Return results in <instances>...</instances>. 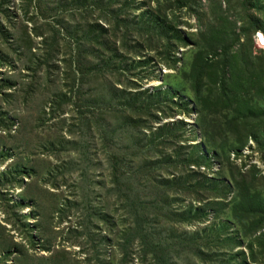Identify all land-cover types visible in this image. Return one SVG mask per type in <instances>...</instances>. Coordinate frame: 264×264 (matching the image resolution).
<instances>
[{"label": "rangeland", "instance_id": "374dc122", "mask_svg": "<svg viewBox=\"0 0 264 264\" xmlns=\"http://www.w3.org/2000/svg\"><path fill=\"white\" fill-rule=\"evenodd\" d=\"M70 1L46 0L42 11H39L35 0H0V11L8 14L7 17L0 15V22L10 35L9 42L0 36L4 57L0 58V115L7 116L13 125L9 136L0 132V159L1 156L5 159L0 161V264H143L142 225H135V220L126 214L125 202L117 201L118 190L134 198L137 194V198L142 196V202L148 203L143 213L150 212L157 217L155 226H163L177 236H189L191 243L185 253L197 249L205 251L206 245L217 246L219 252L225 253L230 248L224 246L231 244L223 242L226 238L240 242L232 253H248L246 247L252 242L250 238L242 239L240 230L234 224L229 229L223 226L228 211L219 213L216 219L214 208H207L205 214L200 209L209 202L206 198L201 200L204 191L196 193L170 188V182L183 169L172 166L167 159L180 151L182 155L192 157L193 148L198 146L201 151L198 156L203 159L199 162L197 158L189 166L197 182L208 185L215 178L230 188L241 181L248 185L252 180V171H255L257 192L264 188V143L249 138L243 148L230 152L229 162L225 161L221 150L224 144L238 141L246 134L245 128L237 130L227 126L223 134L214 128V122L219 124L226 118V115L220 116L221 108L216 115L209 113L198 122L192 105L196 97L194 90H198L197 96L201 94L207 99L212 95L207 90L212 91L213 86L208 80L201 89H195L190 84L199 58L206 55V60H211L210 79L214 78L218 60L213 56L229 47L231 35H238L241 25L246 24L244 21L236 23L235 28L231 27L230 22H235L234 15L240 19L255 17L264 30V14L261 15L264 13V0L256 2L259 3V10L253 7L252 0L251 6L248 0H171L169 4L162 1L160 6L156 0H101L108 2L106 6L112 5L111 9H125L126 16L133 13L142 25V18L147 25L150 24V13L162 16L168 25L174 22L172 15L186 23L178 26L186 45L179 48L175 55L181 59L176 68H165L163 63L155 64V60L163 61L165 58L163 54L156 57L144 41L141 60L153 62L127 74L133 77L131 80L137 82L140 90L152 94L168 91L169 98L174 99L173 103L180 99V102L188 104V110L192 112L189 116H177L175 113L166 118L159 116L160 121L150 125L153 128L151 133L137 125V129H133L135 140L130 136L129 127L124 131L122 119H119L126 108L110 103L114 75L106 73L103 78L97 79L83 77L93 61L89 58L83 63L85 69L81 72L77 71L76 65L73 66L71 32L79 26L82 36H90L96 31L98 23L92 22L98 20L99 11L91 5L71 19V11L75 7L72 8ZM193 1L200 6L197 14H192L188 8ZM228 2H231L233 12L227 10ZM213 8L219 16L212 14ZM197 18L202 20L203 28L206 27L202 31L205 35L198 33L201 23L197 22ZM102 24L105 22L102 21ZM39 30L43 37L38 34L34 37L33 33ZM257 35L264 39L261 33L250 38L251 54L264 59V49L259 46ZM169 37L174 39L173 34ZM243 42L240 37V43ZM52 45L56 47L52 49ZM43 52L52 54L54 69L38 71L37 62L41 61ZM260 64L259 61L255 67L257 72L252 70V78L257 80L256 86H262L259 92L264 94V78L259 80L257 74ZM73 68L77 77L71 73ZM219 68L217 65L218 71ZM122 82V86L118 84V89L126 86L132 92L139 90V87L129 85L126 79ZM160 100L167 102L165 97ZM135 119L138 120L139 116ZM230 122L227 119V125ZM177 124H184V130L176 127L180 135L175 139L174 128L170 125ZM167 125L168 129L163 128ZM114 130L118 132L114 134ZM203 136L209 137L210 145L217 151H206ZM116 155L130 157L134 164V173L127 172L131 176L128 182L118 186L114 181L112 162ZM16 181L19 184L22 182L21 188L12 187ZM201 183L197 186L203 188ZM158 184L163 187L158 188ZM232 194L226 201L231 199ZM216 199L220 201V198ZM155 203L156 206H151L154 209L152 212L150 205ZM171 209L178 217H164ZM189 210L192 211L189 215L192 218L180 220L181 217L186 219L181 214ZM18 219L21 222L14 227L12 224ZM7 221L12 224H7ZM129 227L135 232L129 233ZM30 234L34 238L33 245L29 244ZM217 239L220 242H216ZM172 244L168 241L167 246L160 249L163 258L167 253L174 255ZM25 251H28L26 258L12 256L14 252L23 254ZM214 256L219 257L220 254L215 253ZM145 264H152V261Z\"/></svg>", "mask_w": 264, "mask_h": 264}, {"label": "trees", "instance_id": "16d2710c", "mask_svg": "<svg viewBox=\"0 0 264 264\" xmlns=\"http://www.w3.org/2000/svg\"><path fill=\"white\" fill-rule=\"evenodd\" d=\"M156 1H158V6H160L162 1L167 4L171 2V0ZM248 1L251 6V0ZM252 1L254 2L253 7L259 10V3H256L258 0ZM45 3L46 0H35V7L38 8L39 11H42V5ZM70 3L72 8L75 7V9L71 11V19H74L77 14L87 10L91 5L95 10L99 11L98 20H93L92 22L98 23L96 31L93 32L96 33L95 35L92 33L90 36H82L79 26L73 28L71 32L72 36H70V38L73 43L75 60L73 66L76 65L75 68H77V71L81 72V69H85L83 63L87 61L86 58H89L92 59L95 64L93 61L89 63V67L86 68V74L84 75L82 73L83 77H93L97 79L98 77L103 78L106 73H109L110 76L114 75L112 76L114 86L112 88L113 90L110 92V103H115L116 107L124 106L126 108L124 114L121 115L119 119H122V126L125 132L126 127H129L132 139H136V135L133 134V129H137V125L145 127V130L151 133L153 128L150 127V125L152 126L154 123L157 124V122L160 121L159 116L166 118L171 117L172 113H175L177 116H189L191 114L192 110H188L189 106L186 102H180V99H178L176 103H173L174 99L169 98L168 91H159L152 94L149 93V91L143 89L140 90L141 87L137 85V82L131 80L133 77H130L127 74L128 72L130 74L135 73L137 69L149 66L152 61L147 60L144 62L141 60V53L145 47L143 43L144 41L147 42L150 51L155 53L156 57L162 56L163 54L165 58L163 61H158V59L155 60V64L163 63L165 68H176L175 66L181 62V59H178L175 55H177L176 53L179 48L186 45V40L181 36L178 28L182 23L178 17L172 15V20L174 22L168 25L162 16H156L155 14L152 15L150 13V24L147 25L145 18H142V23L144 24L142 25L137 21L138 17L133 13L126 16L127 14L124 12L125 9H111L112 5H105L108 2L104 3V1L101 0H71ZM199 7L200 6L193 1V4L189 5L188 8L192 14H197V9ZM227 10L233 12V9H231V2H228ZM44 12L46 11L44 10ZM212 14L218 15L219 13L213 8ZM262 14L264 13H261V15ZM0 15L4 17L8 16V14L2 12V10L0 11ZM234 16L235 22H230L231 27L235 28L236 23L242 24L244 21H246V24L241 25L238 35H231V45L229 47L224 49L219 55L216 54L213 56V59L216 58V60H218L216 64V72L213 74L214 78L210 79L211 62L209 61L211 60H206L208 56L206 55L204 58H199L198 65L195 70H193V81L190 80V84L195 89H201L202 84L204 85L206 80L210 81V85L213 86L212 91L207 90V93L211 92L213 96L211 95L207 99L201 96V94L200 96H197L198 90H194L196 97L194 98L192 105L197 114L198 122L203 121L204 116H207L209 113H214L216 115L218 108H221L222 111L220 112V116L226 115V118L219 124L214 122L212 124L214 128L221 130L222 134L223 129L227 126L231 129L237 130L245 128L244 131L246 134H244V136L237 139L238 141H230L231 143L227 142V144H224L225 149H221L224 160L227 162H229L230 152L234 151L236 148H243L247 144L249 138H255L259 143H264V94L259 92L263 88L262 86H256L255 84L257 83V80L252 78L254 75L252 70L255 69V72H257L255 67H257L259 61L261 63V68L257 74L260 76L259 80L264 78V59L262 57L258 58L252 56L250 42V38L253 35L261 33L264 36V30L259 27L260 23L255 17L247 16L240 19L236 15ZM102 21L105 22V24H102ZM197 22L201 23L198 33L205 35L206 33H203L202 31H205L206 27L203 28L202 20L197 18ZM183 23L186 24L185 22ZM105 26H108L109 29H104ZM229 31L232 32V29ZM33 34L34 37L36 34L43 37L41 30L35 31ZM170 34H173L174 39L169 37ZM0 36L6 39V42H9L10 35L8 34V30L3 27L2 22H0ZM240 37L243 38V43H240ZM43 43H46V40L43 39ZM93 44L95 45L93 46ZM53 47H56V45H52V49ZM2 52L3 51L0 49V58L4 59ZM29 52L32 53L30 49ZM42 55L41 61L37 62L38 71L40 69L44 70L45 68L48 71L54 69L56 66L51 61L53 59L52 54L46 55L43 52ZM4 62H2V67L5 66ZM217 65L220 66V71H218ZM153 66L155 67V65ZM71 73L74 77H77L74 68ZM124 79H126V82L129 85L135 88L139 87V90L132 92L131 89H127L126 86H123L122 89H118V84L122 86V80ZM205 87L207 88V85H205ZM32 92L33 89L31 90V93ZM161 97H165L167 102L161 101ZM118 101H121V103ZM175 109L177 111L173 112ZM137 116H139L138 120L135 119ZM227 119L231 120L229 125H227ZM172 125H170V127L172 129L174 128L172 133L176 139L180 135V132H177L176 127H181L183 129L184 124H181V126L180 124H177L176 126ZM12 127L11 120H9L7 116L4 117L3 115H0V132L7 133L6 135L9 136ZM168 127V125L163 126V128L167 129ZM160 131H163V129ZM113 132L115 134L118 131L114 130ZM258 136L259 138H256ZM152 138H154L153 133ZM149 142L152 143L151 140ZM202 143L207 152L209 150H215V147L210 145L209 137L203 136ZM193 149L195 150L193 151L194 155L192 157H186L182 155V152L180 151L173 157L167 159L172 166L183 169L180 171L181 174L170 182V188L176 190L182 189L196 191V193L204 191V197H202L201 200L206 198L209 199V202L205 207L200 209L205 214L207 208H214L213 213L216 214V217L214 216L216 219L218 218L219 213H224V210L228 211L229 215L223 226L229 229L231 224H234L240 230V236L242 239L247 237L250 238V241L252 242L246 247L248 253L242 251L232 253L234 248L240 246V242L236 239L229 238L223 239L224 243H231L229 246H224L227 249L230 248L225 253L219 252L217 246L209 245L204 246L205 251L202 249L201 251H198L197 249L193 252L188 250L185 253L187 246L191 243L189 236L186 234L177 236L166 229H163V226H155L154 224L158 221L157 217H154L153 213L150 212V215L143 213L144 209L147 210L148 207L146 208L144 206H148V203L142 202V200H144L141 198L142 196L137 198L138 194L136 193L137 197L135 198H137V202H134V196L128 195L127 193L124 195L118 190L116 194L117 201H124V208L128 210V213L126 214H129L130 218L135 220V225H142V228H140V234L142 236L141 250L143 251L141 262L145 264L151 260L152 264H178L179 262L184 261L187 262V264H264V188L261 192H257L256 172L252 171V180L248 185H245V182L241 181L237 184L234 183L233 186H231V189L224 182L216 181L215 178H212L210 183L208 182V185H204V183L197 182V177H195L192 170L189 169V166L193 165L191 163L195 159L198 158L199 162L203 159L198 156L201 152L200 147L197 146ZM4 160V157L1 156L0 161L3 162ZM112 162L115 168V184L118 186L121 183H127L129 180L128 178L131 177L127 172L129 171L131 174L134 173L132 168L134 164L130 161V157L128 159L125 155H116L112 159ZM137 169L138 168H136V170ZM197 183H201L203 188L198 187ZM15 184L18 186H15ZM21 186V181L20 184L19 181L12 184V187L21 188ZM157 187L161 188L163 186L158 184ZM231 193H233L231 199L226 201ZM217 197L220 198V201H218L219 199H216ZM151 206H156V203L150 205V210L153 212L154 209H152ZM191 213V210L183 212L181 215L186 219L184 220L181 217L180 220H190L192 218L189 216ZM159 215H161V213H159ZM169 215L178 217L176 211L173 209L170 210L168 215L164 214V217H169ZM193 217L196 218L195 215ZM15 222V224H12V222L7 221V224H12L16 227L21 220L18 219ZM127 230L129 233L135 232V229L132 227L127 228ZM126 234L129 235L128 233ZM256 234L257 236L252 238ZM30 238L31 241L29 244L33 245L34 238L31 234ZM133 241L134 238L132 237V245L134 244ZM168 241L173 242L172 246L175 248L174 255H169V253H167L166 257L163 258L160 249L163 246H167ZM216 242H220V240L217 239ZM129 253H126L125 255H129ZM215 253H219L220 256H214ZM20 255L22 258H26L28 251H25L23 254L16 252L12 254V256L15 257H19ZM149 256L152 258L147 259Z\"/></svg>", "mask_w": 264, "mask_h": 264}, {"label": "bare ground", "instance_id": "6f19581e", "mask_svg": "<svg viewBox=\"0 0 264 264\" xmlns=\"http://www.w3.org/2000/svg\"><path fill=\"white\" fill-rule=\"evenodd\" d=\"M258 44L259 46H261L264 49V39H262V37L260 35H258Z\"/></svg>", "mask_w": 264, "mask_h": 264}, {"label": "water", "instance_id": "95a60500", "mask_svg": "<svg viewBox=\"0 0 264 264\" xmlns=\"http://www.w3.org/2000/svg\"><path fill=\"white\" fill-rule=\"evenodd\" d=\"M258 37H259V36L257 35V36H256V40H257V41H258Z\"/></svg>", "mask_w": 264, "mask_h": 264}]
</instances>
